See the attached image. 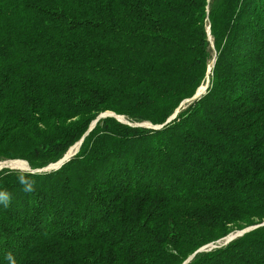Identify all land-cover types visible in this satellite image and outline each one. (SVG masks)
Returning a JSON list of instances; mask_svg holds the SVG:
<instances>
[{"label": "trees", "instance_id": "obj_1", "mask_svg": "<svg viewBox=\"0 0 264 264\" xmlns=\"http://www.w3.org/2000/svg\"><path fill=\"white\" fill-rule=\"evenodd\" d=\"M8 161L0 264H264V0H0Z\"/></svg>", "mask_w": 264, "mask_h": 264}, {"label": "water", "instance_id": "obj_2", "mask_svg": "<svg viewBox=\"0 0 264 264\" xmlns=\"http://www.w3.org/2000/svg\"><path fill=\"white\" fill-rule=\"evenodd\" d=\"M208 34H209V30H208ZM213 63H214V60H213ZM206 88H207V86H206ZM206 88H205V89H206ZM203 94H204V92H203L202 94L198 95V90H197L196 93H195V95L193 96V98H192L191 100L184 101L181 105H183V104L186 103V102H192V101H195V100H197L199 97H201V95H203ZM181 105H180V106H181ZM178 113H179L178 110H176L175 113L173 114V116H172V117H171L166 123L171 122V121L176 117V115H177ZM106 117H112V118L116 119L118 122H120V123H122V124H126V125H128V123H123V122H122V117L115 116L114 114H111V113H104V114L100 115V116L95 120V122L92 123V125L90 126L89 131L95 126V124H96L100 119H103V118H106ZM134 127H148V128H150L151 126H150V125H147V126H145V125H135ZM81 143H82V140H81V141L75 146V147H76V151L74 152V154H73L72 156H74V155L78 152ZM66 155H67V154H66ZM72 156H69V157L65 156L60 162H58V163L55 164V165H51V166H49L48 168L42 170L41 172L52 171V170H54V169H58V168H60V167H61L66 161H68ZM11 162H12V161H10V163H11ZM13 162H14V161H13ZM27 166H28V165H27ZM1 169H4V168H0V170H1ZM27 171H30L29 167L27 168ZM38 172H40V171H38ZM253 229H255V228H252V229H250V230H246V231L242 232L241 234H239L238 236H236L235 238H232L231 240H234V239H236V238H238V237H241L243 234H245V233H247V232H249V231H251V230H253ZM231 240H230V241H231ZM230 241H229V242H230ZM203 250H204V248H202L201 250H199V251L196 252V253H199V252H201V251H203Z\"/></svg>", "mask_w": 264, "mask_h": 264}, {"label": "rangeland", "instance_id": "obj_3", "mask_svg": "<svg viewBox=\"0 0 264 264\" xmlns=\"http://www.w3.org/2000/svg\"><path fill=\"white\" fill-rule=\"evenodd\" d=\"M212 66H213V61H211V64L208 68V74H207V77H206V81L205 83L203 84L204 87L206 88V86H208V80H209V75H210V72H211V69H212ZM201 85V86H203ZM201 88V87H200ZM207 89V88H206ZM206 89L204 90V92L206 91ZM190 102H186L184 103L183 105H181L178 109V112L179 110L181 109H184L186 107L187 104H189ZM180 110V111H181ZM122 122L123 123H127V121L125 119L122 118ZM145 126H147V124H143ZM75 151V150H74ZM74 154V153H73ZM20 162H23V161H12L11 163H18L20 164L19 166H16V165H11L10 161L8 162H0V168H4V169H10V170H16V171H20V172H28L27 171V167L25 164H22ZM26 169V170H25ZM252 228H247L243 231H233V233L229 234L226 238L216 242L215 244H211V245H208L206 247H204L205 250H211V249H214V248H217V247H222V246H225L227 243H229V241L232 239V238H235L236 236H238L239 234H241L242 232L246 231V230H250ZM232 241V240H231Z\"/></svg>", "mask_w": 264, "mask_h": 264}, {"label": "bare ground", "instance_id": "obj_4", "mask_svg": "<svg viewBox=\"0 0 264 264\" xmlns=\"http://www.w3.org/2000/svg\"><path fill=\"white\" fill-rule=\"evenodd\" d=\"M204 90H205V87H204V85L203 86H201V88H199L198 89V95H200V94H202L203 92H204ZM76 151V147H73V148H71L69 151H68V153H67V157H69V156H72L73 155V153ZM11 165H16V166H19L20 164H18V163H11ZM28 168V167H27ZM26 168V169H27ZM25 169V170H26Z\"/></svg>", "mask_w": 264, "mask_h": 264}, {"label": "clouds", "instance_id": "obj_5", "mask_svg": "<svg viewBox=\"0 0 264 264\" xmlns=\"http://www.w3.org/2000/svg\"><path fill=\"white\" fill-rule=\"evenodd\" d=\"M25 190H26V191H31V188H30V187H26ZM0 199H2V198H0Z\"/></svg>", "mask_w": 264, "mask_h": 264}]
</instances>
